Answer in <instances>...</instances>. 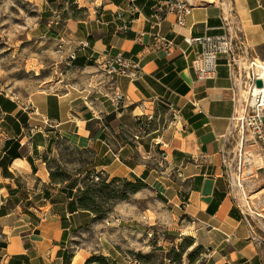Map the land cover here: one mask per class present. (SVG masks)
<instances>
[{
    "label": "crops",
    "instance_id": "crops-1",
    "mask_svg": "<svg viewBox=\"0 0 264 264\" xmlns=\"http://www.w3.org/2000/svg\"><path fill=\"white\" fill-rule=\"evenodd\" d=\"M40 1L45 13L55 11V1ZM161 1L91 2L86 17L63 25L67 56L75 55L71 69L84 85L25 101L1 99L7 127L0 135V264H86L93 256L114 264L124 256L97 250L102 237L89 247L76 245L92 219L78 205V184L50 176L45 157L58 136L76 151H91L83 173L142 181L167 198L174 213L192 222L195 242L210 248V264H264L253 226L234 198L235 78L220 58L215 74L198 80L191 60L200 46L183 42L184 36L223 34L222 14L230 10L232 29L264 62V0H184L192 5L184 25H175L173 13L161 22V35L174 43L169 55L148 33ZM105 50L137 62L139 74H101L96 60ZM115 92L124 96L119 107ZM248 150L239 155L250 157L251 171L261 170L264 182V146Z\"/></svg>",
    "mask_w": 264,
    "mask_h": 264
},
{
    "label": "rangeland",
    "instance_id": "rangeland-1",
    "mask_svg": "<svg viewBox=\"0 0 264 264\" xmlns=\"http://www.w3.org/2000/svg\"><path fill=\"white\" fill-rule=\"evenodd\" d=\"M48 1H55L51 6L61 19L55 27L50 23L52 11L45 13L40 0H0V98L16 94L25 101L43 91L80 89L85 83L67 59L63 25L67 18L86 17L89 4L101 0ZM6 127L0 110V135L6 134ZM234 131L235 147L229 153L234 198L250 220L264 258L263 172L256 167L251 171L254 163L241 156L256 144L248 131L239 127ZM45 159L57 179L78 184L76 196L84 198L83 207L91 214L90 224L75 237L76 245L89 247L102 237V245L95 248L114 256L136 254L147 264H210V248L195 242L192 222L174 213L176 207L150 186L115 177L87 181L90 171L83 173L82 168L92 162L91 151H76L64 136H58Z\"/></svg>",
    "mask_w": 264,
    "mask_h": 264
},
{
    "label": "built area",
    "instance_id": "built-area-1",
    "mask_svg": "<svg viewBox=\"0 0 264 264\" xmlns=\"http://www.w3.org/2000/svg\"><path fill=\"white\" fill-rule=\"evenodd\" d=\"M191 11L192 5L184 0H163L155 4L153 14L148 20V33L156 45L163 48L168 55L171 54L174 43L161 35L160 26L162 20L166 14L173 13L175 25L182 26ZM232 18L233 13H230V10L227 12L223 11L222 28L225 30L223 34L184 36L183 42L190 47L195 44L200 46V50L191 60V67L198 80L211 78L215 74L218 60L220 58L227 59L230 74L232 78H235L231 87V100L235 105V114L232 117L229 137H233L236 133L234 128H245L256 144L264 146V62L261 60L257 61L255 56L250 55L244 36L231 27ZM60 22L59 14L54 11L50 23L55 27ZM74 58L75 55L73 53L67 56L69 63ZM96 66L101 74L110 78L114 76L135 77L140 71L137 62H134L121 52L114 53L109 50L99 54ZM256 79L262 80L261 87L256 86ZM123 98L124 96L121 93L115 92L112 96V101L119 107L122 105ZM10 99L19 100L16 94H13ZM145 123L142 124L141 130H145L147 125ZM99 176L98 172H91L89 178L94 182L99 180ZM114 264L147 263L136 254H126L121 261L114 262Z\"/></svg>",
    "mask_w": 264,
    "mask_h": 264
},
{
    "label": "trees",
    "instance_id": "trees-1",
    "mask_svg": "<svg viewBox=\"0 0 264 264\" xmlns=\"http://www.w3.org/2000/svg\"><path fill=\"white\" fill-rule=\"evenodd\" d=\"M67 19H69V18H67ZM1 99L2 98H0V101H1ZM91 173V172H90ZM90 173H89V175L87 176V181H89V182H93L90 178H89V176H90ZM50 176H51V178L52 179H54V180H59V179H57L55 176H54V174H52V173H50ZM102 176L100 175L99 176V180H101V181H103V179L101 178ZM61 181H62V179H60ZM83 200H84V198H77V202H78V205L81 207V208H83V209H85V207H83ZM87 209V208H86ZM101 260H103L102 258H100V257H95V256H93V257H91V258H89L87 261H86V264H98V262L99 261H101ZM108 264V263H107Z\"/></svg>",
    "mask_w": 264,
    "mask_h": 264
},
{
    "label": "water",
    "instance_id": "water-1",
    "mask_svg": "<svg viewBox=\"0 0 264 264\" xmlns=\"http://www.w3.org/2000/svg\"><path fill=\"white\" fill-rule=\"evenodd\" d=\"M255 84L257 87H261L262 86V80L261 79H256Z\"/></svg>",
    "mask_w": 264,
    "mask_h": 264
},
{
    "label": "bare ground",
    "instance_id": "bare-ground-1",
    "mask_svg": "<svg viewBox=\"0 0 264 264\" xmlns=\"http://www.w3.org/2000/svg\"><path fill=\"white\" fill-rule=\"evenodd\" d=\"M256 59H257V61H259V60H260V58H257V57H256Z\"/></svg>",
    "mask_w": 264,
    "mask_h": 264
}]
</instances>
